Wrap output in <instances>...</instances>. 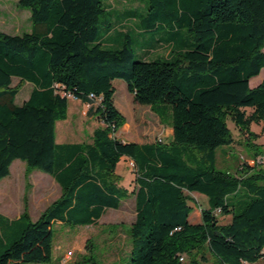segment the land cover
Returning <instances> with one entry per match:
<instances>
[{
  "label": "trees",
  "instance_id": "16d2710c",
  "mask_svg": "<svg viewBox=\"0 0 264 264\" xmlns=\"http://www.w3.org/2000/svg\"><path fill=\"white\" fill-rule=\"evenodd\" d=\"M140 1L141 11L127 0H115L121 8L113 0H19L32 29L0 30V180L22 159L26 172L37 167L62 189L36 220L26 208L14 219L0 213V264H52L55 224H98L129 196L130 264H203L207 251L220 264H264V172L217 167L219 147L235 142L228 121L252 139L251 124L264 119V80L250 86L264 68V0ZM116 9L130 14L127 23L140 16L141 34L153 36L145 58L134 60L130 39L122 47L109 40ZM14 78L32 84L21 105ZM115 79L137 103L170 114V141L116 136L125 116ZM71 96L103 123L91 142L56 140ZM122 158L136 165L132 186L116 179ZM186 191L205 194L209 206ZM198 208L199 223L190 219Z\"/></svg>",
  "mask_w": 264,
  "mask_h": 264
},
{
  "label": "rangeland",
  "instance_id": "374dc122",
  "mask_svg": "<svg viewBox=\"0 0 264 264\" xmlns=\"http://www.w3.org/2000/svg\"><path fill=\"white\" fill-rule=\"evenodd\" d=\"M18 1L0 0L1 31L21 34L32 29L31 12L28 8L21 7ZM113 2L118 8L123 6L120 2L116 3L115 0ZM127 2L128 5H135L134 10L144 9L143 2L140 0H127ZM116 11H113V15H115L114 26L117 32H114L113 37L109 40L114 47H122L123 43L130 39L134 60L145 58L147 51L153 45V36L151 33L141 34L140 16L130 19L127 23L125 18L130 14L123 10L116 9ZM122 22L124 24H121ZM162 34L164 32L159 33V35ZM155 58L154 56L150 59ZM259 79L260 77L254 79L251 86L253 87ZM113 84L116 88L115 104L125 116V123L116 133L118 138L143 143L168 142L172 139L170 114L167 113L162 118L151 106L137 103L124 79H115ZM13 85L20 86L15 101L16 104L21 105L29 98L32 84L20 82L18 78H14ZM228 123L234 136L241 137L242 133L236 128L234 122L229 120ZM102 126L103 123L98 117L88 115L87 104L70 98L67 118L58 120L56 123V140L59 143L91 142L95 129ZM251 132L252 139L248 140L249 142L252 140V147H249L247 143L242 147L246 150L249 149V152L258 153V159L262 160L256 169L264 172V128L258 123H254ZM237 141L239 140L237 139ZM227 146L229 145L221 146L218 149L217 167L231 173L243 170L240 169L243 163L239 164L238 162L239 160L243 161L239 148L226 150ZM227 155L231 156L230 159L226 158ZM10 169V176L0 180L1 213L13 216L24 212L26 208L31 218L35 220L60 197L62 189L54 182L49 184L47 180L42 179L41 175L52 178L45 171L34 167L30 169V172H26L27 164L22 159H16ZM133 173L128 161L125 160L118 165L116 179L121 184L132 186ZM189 195L198 202H202V197L197 193ZM196 212L199 214L200 211ZM135 219V205L132 200H129L118 210L109 209L98 224L79 226L55 224L54 261L52 264H130V252L133 244L131 227ZM206 254L207 259L203 264H220L209 251ZM186 260L187 257L184 258V262ZM249 264H263V261Z\"/></svg>",
  "mask_w": 264,
  "mask_h": 264
},
{
  "label": "crops",
  "instance_id": "0c3cea01",
  "mask_svg": "<svg viewBox=\"0 0 264 264\" xmlns=\"http://www.w3.org/2000/svg\"><path fill=\"white\" fill-rule=\"evenodd\" d=\"M258 77H260V79L255 83V85L253 86V87H256L257 85H259L263 80H264V68L261 70V72H260V74H259V76ZM258 77H256V76H254V77H252L251 79H250V86H251V82L254 80V79H257ZM252 87V86H251ZM81 102V101H80ZM82 103V102H81ZM254 123H256V122H254ZM254 123H252L251 124V127H250V129H252V127H253V124ZM259 125H261L263 128H264V119L262 120V121H260L259 123H258ZM238 129V128H237ZM120 130V129H119ZM242 134H241V137H239V138H236L235 137V142L234 143H232L231 145H229V146H227V148H226V150L228 149V148H230V149H237V148H239V152H241V159L243 158V161H238L239 162V164L242 162L243 163V166H241L240 167V169H243L244 168V164H248V165H250V166H256V165H259L260 164V160L258 159V153H252V152H249L248 150H246V148H244V147H242V146H244L245 145V143H248L249 142V137H248V134H244L243 132H241ZM240 134V133H239ZM172 136H173V129H172ZM119 139L121 140V141H123V142H138V143H143V142H139V141H135V140H125V139H122V138H120L119 137ZM237 139L239 140V141H237ZM251 143H253L252 142V140L250 141ZM59 143V142H58ZM60 143H67V142H60ZM145 143V142H144ZM244 148V149H243ZM226 152V151H225ZM255 152V151H254ZM230 155H227L226 156V158H229L230 159ZM125 161V159L124 158H122V160L119 162V164L121 163V162H124ZM118 164V165H119ZM11 170V169H10ZM117 170H118V166H117ZM116 170V171H117ZM50 175V174H49ZM9 176H10V174H9ZM42 176V179H44V180H47L48 181V183L50 184L51 182H54L56 185H58V187H60V189H61V186H60V184L55 180V178L52 176V178H50L49 176H46V175H41ZM53 183V184H54ZM121 184V183H120ZM122 185H125V184H122ZM125 186H127V185H125ZM186 193L187 194H191V193H197L199 196H201L202 197V202H199L200 203V205H201V207H203V208H207L208 206H209V202H208V197L205 195V194H202V193H199V192H189V191H186ZM129 200H132L133 202H134V205H135V197L134 196H129V197H127L125 200H123L122 201V204H121V206H120V208L123 206V204L125 203V202H128ZM119 209V208H118ZM117 209V210H118ZM109 210V209H108ZM107 210V211H108ZM106 211V212H107ZM136 211V210H135ZM196 211H200L199 212V214L196 212ZM106 212L102 215V217L106 214ZM0 213H1V211H0ZM23 212H19V213H17V214H14L13 216H10V214L8 215H5V214H3V213H1V214H3V215H5V216H7V217H9V218H11V219H14V218H18V217H20L21 216V214H22ZM195 214V215H194ZM101 217V218H102ZM39 218V217H38ZM37 218V219H38ZM100 218V219H101ZM99 219V220H100ZM190 219H191V221H193V222H201V220H202V215H201V208H199V209H195L194 211H192L191 212V214H190ZM230 219V217L229 216H225L224 217V220H226V221H228ZM36 220V219H35ZM99 222V221H98ZM260 261V260H259ZM258 262V261H257ZM257 262H255V263H257Z\"/></svg>",
  "mask_w": 264,
  "mask_h": 264
},
{
  "label": "built area",
  "instance_id": "2783aa9c",
  "mask_svg": "<svg viewBox=\"0 0 264 264\" xmlns=\"http://www.w3.org/2000/svg\"><path fill=\"white\" fill-rule=\"evenodd\" d=\"M71 98H75V97L71 96ZM88 107H89V104H88ZM261 160L262 159H260V163H261ZM127 161H128L129 166L132 168V170L135 171L136 170V165H135L134 161L131 160V159H128ZM181 259L183 260V258H181Z\"/></svg>",
  "mask_w": 264,
  "mask_h": 264
}]
</instances>
